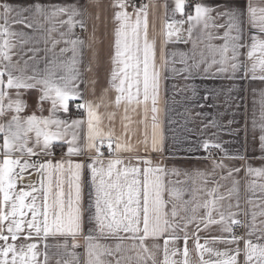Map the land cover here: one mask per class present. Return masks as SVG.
<instances>
[{
  "label": "crops",
  "instance_id": "1",
  "mask_svg": "<svg viewBox=\"0 0 264 264\" xmlns=\"http://www.w3.org/2000/svg\"><path fill=\"white\" fill-rule=\"evenodd\" d=\"M121 0H0V4L7 3L16 10L31 9L36 3L45 8L55 6H77L82 12V19L86 25V31L78 25L69 31L66 25L60 21L67 20V16H60L45 22L42 18L40 25L35 28H26L21 24H14L12 30L19 33L15 38V48L12 51L13 63L19 62L21 68L27 62L26 74L36 75L42 78L45 69H55L57 76L61 69L57 66L71 61L73 53L72 45L65 41L79 38L85 41L83 46V55L77 56L78 67L80 70L78 91L82 99L69 101V111L64 113L62 110L56 113L57 118L71 122L72 120H81L84 123L79 129H76L78 135V145L83 147L84 137L87 133L88 115L86 109H81L82 114H77L72 107L78 103H90L93 110L99 117L98 129L101 133L99 140L112 141L111 155L108 149V155L104 156L105 166L110 158H119L124 163L119 165L121 170L124 167H139L143 170L145 167L161 168L164 172L160 173L163 182L168 188L176 187L188 192H196L197 199H208L199 189L204 187L202 179L197 175L198 172L210 173L212 161L208 159L209 151L202 147L205 141L210 143H219L223 149L220 150L221 157H243V159L225 160L228 169H239L233 176L227 179L228 169L221 171L217 169L214 176H209L207 188L209 190L216 187L213 181L219 182L217 197L223 196L219 201L220 210L226 215L229 211L235 214V218L242 224L250 225L252 223V214L256 213L257 231L251 237L247 235L249 229L242 227L246 233V238L238 239V243H223L213 238L228 239L233 233L222 231L219 224L210 226L205 231H199V243L205 245L215 252H227L229 256L233 255L236 248L241 249L237 257L238 264H245L243 253L244 240L252 239L254 243H264V239L258 240L260 236V227L264 217H260V211L264 210V177L255 174L248 175L247 167L253 169H264V150L261 149L260 136L262 126H264V71L259 67V60L264 58L257 50L255 56L249 60L247 53L253 43L252 37L258 40H264V33L259 31L258 23H250L248 6L252 5L257 9V20L259 10L264 8V0H186V14L191 12L194 15L193 5L202 3L205 6L215 9L211 13L216 17L219 12H235L237 22L240 25L242 33V43L245 47L241 48L239 58V69L233 73L231 69L227 72H220L219 55H216V64H212L211 49L222 46L224 41L217 39L222 37L226 28H214L209 26L204 29L203 25H196L193 28L192 35L189 38L187 15L181 16L175 13V0H122L125 8L114 7ZM147 5L148 11V38L155 44L154 69L150 67V73L154 70L158 73L157 89V112L155 134L153 130V113L151 112V100L147 106L129 105L126 100H122L119 106L116 105V97L119 93L112 87L111 73L113 70L112 59L115 55V32L119 27L115 20V14L119 11L127 12L130 17V23H135L137 12L141 6ZM135 6V9L134 7ZM15 13H13V16ZM24 17L31 19V12H24ZM173 19L184 20L183 25H177L178 35L166 37V23ZM216 24H226L227 19L221 18L215 20ZM235 31L232 35H235ZM211 37V39L209 38ZM130 42V41H129ZM90 45V46H89ZM65 50V51H62ZM133 50L134 46H133ZM203 53V58L201 57ZM230 55V54H229ZM140 61V93L143 98V39L140 41V51L137 53ZM131 63V61H130ZM256 70L253 71V65ZM122 67V65H121ZM19 75V73H15ZM129 75L134 76V72L129 69ZM131 81H127L125 87ZM119 84V80L116 81ZM135 86L131 91L135 92ZM12 99L16 98L15 90H7ZM39 86L35 89L23 91L21 99L27 105L24 112L20 115L27 117L35 114L36 116H49L50 102L43 104V111L38 108V99L40 96ZM127 93H125V96ZM207 97V99H205ZM7 103V101H5ZM201 105H203L201 107ZM11 117V113L0 119V124H6ZM255 122V123H254ZM54 130V129H53ZM67 140L72 139L71 132ZM110 134V135H109ZM33 139H34V134ZM3 142L0 134V144ZM121 147L116 150V145ZM108 147V146H107ZM68 144L64 141H54L49 154L41 153L38 156L23 157L29 163L36 162L42 164L50 161L53 166L63 161L67 167L68 161L73 164L92 163V157L96 156L95 150H85L80 155H67ZM59 152L61 154H59ZM19 153H13V156L19 157ZM144 161H151L150 165ZM17 171H19L17 169ZM174 173H179L176 175ZM24 180L18 181L17 189L24 188L26 191L31 189L25 187L32 184L37 189L33 193L37 197L36 203L42 208L43 191L48 187V173L41 175L38 168H29L24 173ZM60 179L59 173L52 174V188L56 191V182ZM67 176H65V180ZM141 181L143 176L140 177ZM179 181V183H177ZM43 184V187L41 186ZM235 186L234 191H230ZM81 210H82V233L77 243L80 245L75 252L80 257V264H84L85 239L87 235H92L95 243L102 246L111 247L113 250L117 244H122L123 251L116 253L114 257L107 259L114 264V259H120L123 256L133 258L135 264V251L131 249L132 240L119 238L126 234L120 233L119 236L104 235L101 236L95 228L92 217L95 213L94 199L95 193L91 185V171L87 167L81 173ZM65 200H67L68 186L64 185ZM185 199H189L185 195ZM2 199V194H0ZM165 201L168 196L165 194ZM31 202V197L26 203ZM51 203V198L49 200ZM92 205V207H89ZM238 205V206H237ZM171 204H167V210L170 211ZM122 211V206H121ZM201 209L198 215H203ZM218 219V213H214ZM31 218V214H27ZM142 226V225H141ZM6 227V226H5ZM234 227V226H233ZM196 232L194 226L189 228V239L187 248L189 251V264H200V253L197 252L195 244ZM8 235L7 231L4 233ZM142 235V233H141ZM181 239L175 245L170 244L171 248L180 249L176 256H170L180 264L183 260L184 240L183 233ZM27 230L19 234V239L15 241L17 250L21 245L31 243L37 244V264H45L44 257L48 256V264H57V260L63 258V245H71L70 237H63L59 234H50L44 238L43 234L37 237L33 232L31 239H25ZM163 241L164 237L158 240L151 238L145 241L149 252L154 254L156 264H163ZM4 242L0 241V245ZM8 243H13L11 238ZM138 244L139 242L136 241ZM47 245V248H45ZM155 245H159L156 248ZM26 250V249H25ZM71 251V248L69 247ZM145 255H148L145 253ZM215 254L203 253V260L214 264L215 261L223 259ZM152 264V261H148Z\"/></svg>",
  "mask_w": 264,
  "mask_h": 264
},
{
  "label": "snow or ice",
  "instance_id": "2",
  "mask_svg": "<svg viewBox=\"0 0 264 264\" xmlns=\"http://www.w3.org/2000/svg\"><path fill=\"white\" fill-rule=\"evenodd\" d=\"M121 9L125 8L122 2L114 5ZM135 9V6H133ZM148 6H141L137 12L135 23H130V17L127 12L119 11L115 14V20L119 27L115 32V55L112 59L113 70L111 73L112 87L115 88L119 95L116 97V105L119 106L122 100H126L129 105H140L143 103L147 106L151 100V112L153 113V130L155 134L156 115L158 111L157 89H158V73L154 70L150 73L149 69H154L155 44L150 42L148 38ZM186 0H175V13L181 16L187 15L189 38L192 35L193 28L196 25H203L204 29H208L210 24L214 28H226L222 37L224 43L218 48L211 49L212 64H216V55H219V71L227 72L229 69L235 73L239 67L240 49L245 47L242 41V33L239 23L237 22V14L235 12H219L216 17H212L211 13L215 9L205 6L202 3L193 5L194 15L189 12L186 14ZM24 12H31V19L24 17ZM250 23L259 26V31L264 33V8L259 10L257 20V9L252 5L248 6ZM13 13L15 15L13 16ZM67 16V20L60 21L66 25L71 32L77 25L86 31V25L82 19V12L77 6L63 7L53 5L51 8H45L41 4L36 3L31 9L16 10L9 4H0V119L11 113V117L6 124H0V134H2L3 142L0 144V241L4 243L0 245V264H37V244L31 243L21 245L19 250L15 241L19 239V234L27 230L25 239H31L33 232L37 237L43 234L47 238L50 234H59L63 237L71 238V245L65 243L63 258L57 260V264H80V257L75 249L80 247L77 243L82 233V210H81V173L87 167L91 171V185L93 186L95 199V213L91 218L101 236L111 235L119 236L122 232L125 236L119 237L132 240L131 249L135 251V264H156L154 254L149 252L145 241L149 238L158 240L164 237L163 241V264H177L170 256H176L180 253V249L171 248L170 244L175 245L181 239L183 233L184 248L183 260L180 264H189V251L187 242L189 239V228L194 226L196 232V250L200 255V264H209L203 260V253L215 254L225 257L214 262V264H238L237 257L240 255L241 249L236 248L233 255L229 256L227 252H215L205 245L199 243V231H205L210 226L219 224L223 232L231 233L233 226L246 227L249 229L247 235L252 236L257 231L256 213L252 214V223L242 224L240 220L235 218V214L231 211L226 215L220 210L219 201L224 199L223 196L217 197L219 190V182L213 181L216 187L209 190V176H214L217 169L224 171L228 169L225 160L243 159V157H229L227 154L221 158L219 162H212L210 173L198 172L204 187L199 189L208 199H197L196 192L185 193L184 190L176 187L168 188L163 182L160 173L163 169L157 167H145L141 170L139 167H124L122 170L118 168L123 165V161L117 158H110L105 166L101 146L104 140H99L101 133L98 129L99 117L93 110L90 103H78L77 109H86L87 133L84 137L85 144L80 147L77 143L78 135L75 131L79 129L84 121L72 120L70 123L57 118L56 113L69 111V101L82 99L78 91L80 70L78 67L77 56L83 55V46L85 41L76 38L65 41L72 45L73 53L70 62L60 64L57 67L61 69L57 76L55 69H45L42 78L36 75H27V62L24 67L19 66V62L13 63L12 51L15 48V38L19 33L12 30L14 24H21L26 28H35L40 25L41 18L45 22ZM226 18V24H216L215 20ZM184 20L177 21L173 19L166 23V37L178 35L177 25H183ZM235 31V35L232 33ZM143 39V98L141 100L140 93V61L137 53L140 51V41ZM211 39V37H209ZM130 41V42H129ZM251 49L248 51V59L251 60L257 50L264 57V40H258L252 37ZM90 46V45H89ZM133 46L134 49L133 50ZM65 51V50H62ZM230 54V55H229ZM203 53L201 57L203 58ZM131 61V63H130ZM259 67L264 71V58L259 60ZM122 65V67H121ZM129 69L134 72V76L129 75ZM252 70H256L254 64ZM15 73H19L16 75ZM119 80V84L116 81ZM127 81H131L128 87H125ZM39 86L40 96L38 99V108L43 111V104L50 102L49 116H36L35 114L22 117L20 114L25 111L27 105L21 96L23 91L35 89ZM135 86V92L131 91ZM7 90H15L16 98L12 99ZM125 93L127 95L125 96ZM207 99V97H205ZM7 101V103H5ZM203 105H201L202 107ZM255 123V122H254ZM54 129V130H53ZM72 139L67 140L69 130ZM264 133V126H262ZM34 134V139L33 135ZM110 135V134H109ZM54 141H64L68 144L67 155H80L85 150H95L96 156L92 157V163L73 164L68 161L67 167L63 161L58 162L55 166L50 161L42 164L36 162L29 163L22 158L38 156L41 153L49 154ZM261 149L264 150V134L260 136ZM109 153L112 152V141H107ZM120 145H116V150L120 149ZM205 151L211 148H219L223 151L219 143H210L205 141L202 145ZM19 153V157L13 156V153ZM208 159H211L210 155ZM150 165L151 161H144ZM29 168H38L41 175L48 173V187L43 191L42 208L37 206V197L33 195L37 191L34 185L28 184L25 187L30 191L20 188L17 189L18 181L24 180V173ZM17 169L19 171H17ZM247 174H255L264 177V169H253L247 167ZM59 173L60 179L56 182V191L52 188V174ZM234 172L239 169H228L227 177L222 176L221 179H227L233 176ZM179 175V173H174ZM143 176L141 181L140 177ZM65 176L67 179L65 180ZM67 183L68 192L67 200H65L64 185ZM179 183V181H177ZM43 187V184L41 185ZM235 186L230 191H234ZM165 194L168 201L164 199ZM185 195L189 199H185ZM31 197V202L26 201ZM51 198V203L49 200ZM171 204L170 211L167 210V204ZM122 206V211H121ZM238 206V205H237ZM92 207V205H89ZM204 210V214L198 215L200 210ZM31 214V218H27V214ZM218 213V219L214 216ZM260 217H264V210L260 211ZM142 225V226H141ZM6 226V227H5ZM260 236L258 240L264 239V221L260 227ZM7 231L8 235H5ZM142 233V235H141ZM13 243H8L9 239ZM85 239V255L84 264H113L107 257H114L116 253L123 251L122 244H117L113 250L111 247L102 246L94 242L92 235H87ZM214 242L219 240L223 243H238L239 240L234 235L228 239L213 238ZM136 241L139 243L137 244ZM71 248V251L69 250ZM159 248V245H155ZM47 248V245H45ZM26 249V250H25ZM147 253L148 255H145ZM245 264H264V243H254L252 239L244 240L243 249ZM45 264H48V256L44 257ZM114 264H133V258L126 259L121 256L120 259H114Z\"/></svg>",
  "mask_w": 264,
  "mask_h": 264
},
{
  "label": "built area",
  "instance_id": "3",
  "mask_svg": "<svg viewBox=\"0 0 264 264\" xmlns=\"http://www.w3.org/2000/svg\"><path fill=\"white\" fill-rule=\"evenodd\" d=\"M72 110L75 113H77V114H82V110L81 109H77L76 105H74L72 107ZM107 148L108 147H107L106 144H103L101 146V152L103 153L104 156H107L108 155V149ZM59 154H61V153L59 152ZM209 155L211 157V159H209V160H211L212 162L213 161L219 162L221 160V158H222L221 155H220V150L218 148L211 149L210 152H209ZM209 155H208V157H209ZM232 233L238 239H244V238H246V233L243 230V228L240 227V226H234Z\"/></svg>",
  "mask_w": 264,
  "mask_h": 264
}]
</instances>
